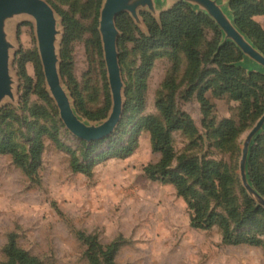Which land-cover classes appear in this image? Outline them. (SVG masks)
Here are the masks:
<instances>
[{
    "label": "rangeland",
    "instance_id": "1",
    "mask_svg": "<svg viewBox=\"0 0 264 264\" xmlns=\"http://www.w3.org/2000/svg\"><path fill=\"white\" fill-rule=\"evenodd\" d=\"M46 1L55 10L63 32L58 44L62 84L79 118L88 124H100L112 107L99 32L105 0ZM218 1L236 24L232 0ZM181 2L172 1L171 8L160 6L158 17ZM139 13L144 27L124 13L131 23L126 22V34L119 30L124 82L122 120L112 136L94 143L77 139L60 118L46 85L34 21L23 17L11 22L15 101L7 100L0 109V138H10L23 153L29 152L32 140L40 138L43 151L33 179L14 164L10 155H0V264L6 261L4 249L11 235L41 264H89L87 247L79 240V233L95 235L102 245L117 242V264H264L263 246L225 245L217 226L210 230L192 228L191 211L175 187L152 181L145 174V167L158 162L160 156L152 152L149 133L137 130L138 122L147 116L160 117L158 104L168 101L172 93L175 111L189 122L172 133L176 155L227 166L235 176L231 194L242 209L247 192L239 177L241 150L247 133L261 116L251 114L242 119L239 102L228 96L215 97L211 91L205 94L211 104L206 114L198 100L201 86L187 95L191 84L182 53L162 48L143 56L135 49L134 39L150 36L144 15L160 22L146 10ZM254 20L264 29V15ZM221 34L219 47L223 44ZM215 39V31L207 27L201 51L205 52L207 44ZM153 54L147 67V57ZM237 64L247 74H264L257 63L243 55ZM262 97L260 101L264 102ZM220 129L223 137L216 133ZM263 136L264 129L255 138L251 154ZM127 146L131 147L130 153L118 151ZM73 158L89 165L91 175L75 172ZM217 211L224 213L222 208ZM257 219L259 228L252 233L257 236L258 231L263 232L258 236L264 241V217ZM237 225L233 223L232 227ZM248 229L250 223L239 231Z\"/></svg>",
    "mask_w": 264,
    "mask_h": 264
},
{
    "label": "trees",
    "instance_id": "2",
    "mask_svg": "<svg viewBox=\"0 0 264 264\" xmlns=\"http://www.w3.org/2000/svg\"><path fill=\"white\" fill-rule=\"evenodd\" d=\"M232 9L236 17V26L253 39L258 49L264 53V29L254 20V17L264 15V3L256 0H232ZM150 36L134 39L135 49L146 56L149 50L170 48L173 54L182 53L187 61V77L191 87L187 95L191 96L198 86V100L206 114L211 108L205 97L208 91L213 96H228L241 105L240 116L246 119L251 114L262 116L264 102V74L252 72L247 74L237 63L242 59L241 51L233 43L219 47L221 31L205 13L194 12L186 3H179L172 10L163 13L157 23L151 16L144 15ZM126 14L117 18L118 29L127 33ZM212 28L216 39L207 44L205 52L201 51L204 42L205 29ZM121 41H119L120 43ZM155 54L147 57L148 66ZM123 57L120 55V61ZM211 65V68H207ZM42 76V75H41ZM172 86V85H171ZM263 103V105H261ZM161 116H147L138 122V131H146L150 135L152 152L160 158L155 164L145 167L148 179L162 184L173 185L179 197L191 211L190 226L199 230H210L217 226L223 237V243L229 246L249 245L264 247V241L254 235L253 229L259 228L258 217H264V210L256 205L245 194L244 207L236 206L232 196V186L235 176L228 167L216 162L201 160L197 157L177 156L172 146V133L188 124L187 117L175 111V105L170 94L168 101L158 104ZM255 112V113H254ZM221 129L216 131L218 135ZM43 143L40 138L32 140L28 153L19 150L10 138H0V155H10L13 162L29 178L37 175L41 165ZM119 152H131V147L120 148ZM176 162V165L173 164ZM72 167L75 172L91 175L89 165L80 163L73 158ZM249 176L252 185L264 197V136L254 147L249 161ZM214 204V207H211ZM222 208L224 213L217 211ZM238 224L232 227V224ZM250 223V229L239 231V228ZM260 230V229H259ZM79 240L87 247L86 258L89 264H117L115 255L119 244L113 242L102 245L95 235L78 234ZM6 261L3 264H41L40 260L26 250L21 249L11 235L5 246Z\"/></svg>",
    "mask_w": 264,
    "mask_h": 264
},
{
    "label": "water",
    "instance_id": "3",
    "mask_svg": "<svg viewBox=\"0 0 264 264\" xmlns=\"http://www.w3.org/2000/svg\"><path fill=\"white\" fill-rule=\"evenodd\" d=\"M172 1L174 0L104 1L100 13L99 32L112 95V107L109 116L102 123L88 124L76 114L70 96L62 84L58 44L63 32L53 7L46 0H0V109L7 100L15 101L16 82L11 70L12 52L15 47L10 39L9 27L13 21L29 17L34 21L38 52L48 92L54 99L60 118L67 130L86 143L99 142L112 136L124 112V82L118 52L120 31L116 20L120 15L128 13L137 25L144 27L139 13L141 10L150 12L160 21L158 8L160 6L171 8ZM180 1L209 16L223 33L222 45L228 42L233 43L248 61L257 63L264 71V53L238 29L222 3L218 0ZM263 129L264 114L247 133L243 142L239 161V177L247 194L259 207L264 209V197L252 186L248 176L251 148L255 138Z\"/></svg>",
    "mask_w": 264,
    "mask_h": 264
}]
</instances>
